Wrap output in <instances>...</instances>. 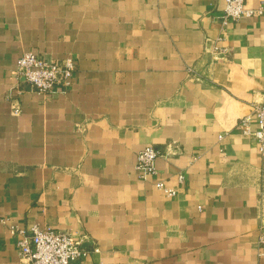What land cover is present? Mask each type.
I'll return each mask as SVG.
<instances>
[{
  "label": "crops",
  "instance_id": "crops-1",
  "mask_svg": "<svg viewBox=\"0 0 264 264\" xmlns=\"http://www.w3.org/2000/svg\"><path fill=\"white\" fill-rule=\"evenodd\" d=\"M224 8L0 0V264L22 263L11 223L70 231L83 264H264V156L239 124L264 101V13L230 22L216 60ZM25 51L73 56L71 88L45 95L21 82ZM147 145L162 154L142 180Z\"/></svg>",
  "mask_w": 264,
  "mask_h": 264
},
{
  "label": "built area",
  "instance_id": "built-area-1",
  "mask_svg": "<svg viewBox=\"0 0 264 264\" xmlns=\"http://www.w3.org/2000/svg\"><path fill=\"white\" fill-rule=\"evenodd\" d=\"M263 13V6L249 7L246 0H225L220 21L221 33L210 40L209 49L213 58L217 60L228 55V47L221 42L225 39V31L230 22ZM76 68V59L71 55L50 59L33 51H25L18 58L15 75L37 93L46 95L67 92L71 88ZM11 103L12 113L19 114L22 110L20 101L12 98ZM254 118L257 121L255 128ZM239 124L243 134L256 140L257 151L264 156V101L253 102L251 111L240 119ZM161 154L162 151L155 145H147L138 152L136 169L140 179L147 180L156 175V161ZM179 179L183 180V174H179ZM154 186L169 196L177 194V188L162 179L155 180ZM9 229L19 237L21 264H83L82 257L86 250L82 240L68 230L38 224L26 228L14 223L9 224ZM258 245L259 254L264 256V224L258 236Z\"/></svg>",
  "mask_w": 264,
  "mask_h": 264
}]
</instances>
